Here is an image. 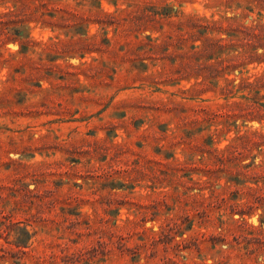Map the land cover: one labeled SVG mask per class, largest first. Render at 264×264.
Instances as JSON below:
<instances>
[{
  "label": "rangeland",
  "instance_id": "rangeland-1",
  "mask_svg": "<svg viewBox=\"0 0 264 264\" xmlns=\"http://www.w3.org/2000/svg\"><path fill=\"white\" fill-rule=\"evenodd\" d=\"M0 264H264V0H0Z\"/></svg>",
  "mask_w": 264,
  "mask_h": 264
}]
</instances>
